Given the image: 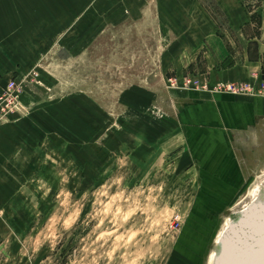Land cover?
Masks as SVG:
<instances>
[{"label":"rangeland","instance_id":"obj_1","mask_svg":"<svg viewBox=\"0 0 264 264\" xmlns=\"http://www.w3.org/2000/svg\"><path fill=\"white\" fill-rule=\"evenodd\" d=\"M194 1L214 22L226 59L210 45L188 52L181 40L190 29L160 26L151 9L12 81L20 107L2 125L21 139L0 164V264L211 263L230 214L264 184V121L238 148L248 184L219 218L197 219L201 172L176 116L186 91L225 94L216 92L219 83H247L257 94L251 98L264 100V75L210 77L255 58L264 0H242L255 19L240 29L229 26L217 0Z\"/></svg>","mask_w":264,"mask_h":264},{"label":"crops","instance_id":"obj_2","mask_svg":"<svg viewBox=\"0 0 264 264\" xmlns=\"http://www.w3.org/2000/svg\"><path fill=\"white\" fill-rule=\"evenodd\" d=\"M217 1L232 29H240L249 22L242 0ZM151 9L160 26L190 29L187 35L181 33L188 36L181 40L188 52L210 45L220 53L218 58L229 57L214 22L194 0H0V91L19 76L29 74L52 53H74L108 27L140 19L144 11ZM185 11L193 18L179 20V13ZM260 16V37L254 39L255 58L213 71V83L263 77L264 1ZM183 99L176 120L188 155L201 172V188L192 216L216 219L250 180L244 173L238 148L247 147L256 137L254 133L264 121V100L194 90L186 91ZM20 139L11 124L0 126V164L6 161L5 156L14 153L11 144L17 145Z\"/></svg>","mask_w":264,"mask_h":264},{"label":"water","instance_id":"obj_3","mask_svg":"<svg viewBox=\"0 0 264 264\" xmlns=\"http://www.w3.org/2000/svg\"><path fill=\"white\" fill-rule=\"evenodd\" d=\"M228 219L214 243L213 264H264V184L248 206Z\"/></svg>","mask_w":264,"mask_h":264},{"label":"built area","instance_id":"obj_4","mask_svg":"<svg viewBox=\"0 0 264 264\" xmlns=\"http://www.w3.org/2000/svg\"><path fill=\"white\" fill-rule=\"evenodd\" d=\"M216 92L243 95L246 97L256 96L254 88L247 83H219L216 85ZM18 87L12 82L2 89L0 93V125L7 122L11 116L19 110Z\"/></svg>","mask_w":264,"mask_h":264},{"label":"bare ground","instance_id":"obj_5","mask_svg":"<svg viewBox=\"0 0 264 264\" xmlns=\"http://www.w3.org/2000/svg\"><path fill=\"white\" fill-rule=\"evenodd\" d=\"M262 187H263V184H262V185L259 184V185L256 186V188L254 189V191H253V193H252V195H251V200H252L253 198H254V199L256 198L258 191H259ZM254 199H253V200H254ZM253 200H252V201H253ZM245 207H246V206H245ZM245 207H244V208H245ZM244 208H243V209H244ZM238 209L241 210V207L238 208ZM227 223L229 224V219H227ZM225 227H226V226H225ZM219 234H221V233H219ZM219 236H220V235H219ZM219 236L217 237L216 241L218 240ZM216 241H215V242H216ZM213 259H214V250L212 249V250H211V253H210V256H209V260L211 261L210 264H213ZM210 261H209V262H210Z\"/></svg>","mask_w":264,"mask_h":264},{"label":"trees","instance_id":"obj_6","mask_svg":"<svg viewBox=\"0 0 264 264\" xmlns=\"http://www.w3.org/2000/svg\"><path fill=\"white\" fill-rule=\"evenodd\" d=\"M256 17H257V23H256L257 25H256V27L260 31L261 30V16H260V14H258ZM254 19H255L254 15L250 16V23L251 24L254 23ZM257 37L258 38L260 37V33H259V35Z\"/></svg>","mask_w":264,"mask_h":264}]
</instances>
